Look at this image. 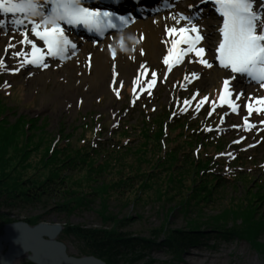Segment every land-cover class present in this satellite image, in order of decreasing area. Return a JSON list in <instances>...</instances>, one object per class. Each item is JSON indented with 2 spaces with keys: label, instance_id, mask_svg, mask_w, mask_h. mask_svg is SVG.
Segmentation results:
<instances>
[{
  "label": "rangeland",
  "instance_id": "rangeland-1",
  "mask_svg": "<svg viewBox=\"0 0 264 264\" xmlns=\"http://www.w3.org/2000/svg\"><path fill=\"white\" fill-rule=\"evenodd\" d=\"M190 3L191 0L178 3L173 19L169 21L156 16L155 20L163 23L159 36L161 50L150 56L145 44L137 46V36L132 39L134 47L125 51L126 43L121 47L118 33H113L107 37L116 35L111 40L83 41L92 44L93 51L81 45L69 58L51 60L47 68L28 64L21 66L19 62L23 58L13 53L31 50L30 45L20 43L26 27L11 29L18 33L12 39L5 37L9 31H0V59L4 61L0 66V99L7 108L4 112L0 110L6 116L0 122V134L3 136L8 130L18 142V149L11 147L7 150L11 160L6 162L3 170L6 182L13 184L31 177L30 186H33L44 183L51 174H60L62 177L65 175L66 186L80 191L92 189L100 195L89 208L84 207L69 216L57 212L54 203L45 207L4 209L2 212L10 211L12 217L18 220L41 215L42 222L64 224L65 229L59 239L66 243L71 255L78 257L94 255L103 259V254H112L109 250L92 248L93 240L70 231L71 227L101 230L103 236H109L108 232H111L114 238H121L122 241L131 239L118 241L114 258L118 264H249L254 258L264 262V194H259L262 196L257 198L254 196L256 192H264L258 184L264 181V111H253L249 115L245 106L250 98L254 100L264 95V87L261 84H242L248 91L241 92L237 99L236 92L241 84L231 83V104L221 101L223 81L229 75L227 70L216 65L219 39L210 35V23H215L217 33L214 35L221 37L220 18L204 17L200 22L203 39L199 47L205 49L203 59L210 66L201 64L200 57L191 53L171 68L164 64L163 58L172 39L165 28L179 22L188 23L181 19V14L186 16ZM262 4L257 1L258 8ZM205 10L207 13L210 11ZM9 44L15 47L8 48ZM112 49L116 51L115 58ZM96 53L110 56L111 78L107 76L105 89L93 91L91 84L98 66L94 60ZM141 65L149 69L147 75ZM12 68L20 70L12 72L9 70ZM153 71L157 74L156 81L155 86H150ZM193 73L197 75L193 77ZM68 84H80L82 91L80 94L70 91L66 89ZM213 89L217 92L219 89L218 94L214 92L212 95ZM64 93L67 94L65 97ZM232 104L238 108L233 110ZM141 110L148 111L142 113ZM144 115L149 121H159L163 133L159 143L157 137L155 143L147 141L138 148L142 151L143 160L150 163L151 171L162 168L159 165L163 152L165 148L167 152L169 146L181 144L182 147H190L192 154H188V159L183 161L186 149L176 153L166 169L159 171L162 176L154 183L146 182L142 186L128 183L127 169H120L119 164L112 165L113 160L104 161L107 157L101 150L108 146L112 136L118 137V133L124 132V127L132 131V126H143ZM245 117L251 127L244 126ZM178 120L185 121V124ZM183 125L186 127H180ZM191 134L200 135V140L196 141L195 135ZM131 135H136V132ZM150 146L153 148L149 149ZM216 146L220 148L216 149ZM48 148H51L50 152ZM123 157L122 163L128 159L127 164H135L134 157ZM236 158L245 160L239 163ZM79 159L84 162L75 164ZM178 161H182L184 166L174 169ZM240 173H247L243 175L247 177L235 179L233 174ZM220 178L225 180L221 179L219 183ZM138 190L142 198L135 203L131 201V204L121 206L124 200L116 199L122 195L140 197ZM173 190L190 197L192 203L189 205L192 207L166 203L164 196H169ZM106 201L105 209L103 203ZM251 208L256 212L255 218L249 217ZM110 213L114 214L116 221L102 219ZM218 214H228L227 230H234L242 237L231 239L228 235L227 238L218 235L215 238V233H212L215 229L206 224L210 220L217 222L212 217ZM254 219L262 222L257 235L251 230ZM190 222L200 224L199 231L208 233L204 241L206 245L185 244L174 237V233L178 235L177 230L189 231ZM169 239L180 245L176 244L172 249L167 247ZM145 241L151 242L153 247H144ZM255 241L262 243V249ZM29 262L25 259L20 264Z\"/></svg>",
  "mask_w": 264,
  "mask_h": 264
},
{
  "label": "snow or ice",
  "instance_id": "snow-or-ice-1",
  "mask_svg": "<svg viewBox=\"0 0 264 264\" xmlns=\"http://www.w3.org/2000/svg\"><path fill=\"white\" fill-rule=\"evenodd\" d=\"M200 2L216 5V11L224 18L221 29L223 42L216 49L218 53L216 59L220 65L230 69L232 73L247 75L259 81L264 87V7L258 8L257 0H200ZM261 3H264V0H261ZM192 7L196 8L197 5ZM0 10L5 14L17 15L18 18L13 21L17 26L25 25L26 22L31 25L30 29L25 28L23 39L20 41L21 44L31 46L30 52L13 53L14 56L23 58L19 62L21 66L33 64L47 67L46 57L63 59L70 49H75L77 45L66 34L65 26L67 25L83 24L90 30L101 34L107 28L117 27L113 22L115 13L104 11L99 7L86 6L85 0H0ZM129 19L126 16L119 17V20L125 24L129 22ZM181 19L187 20L188 23L182 27L167 29L172 39L168 53L163 58L164 64L171 68L191 53L200 57L201 64L210 66L208 61L203 59L205 49L198 46L199 41L203 39L198 25L191 23V17L183 14H181ZM2 24L3 21H0V25ZM29 32L34 34L35 38H39L44 47L39 46L35 38L30 39ZM14 47V44L8 45V48ZM121 47H123L122 39ZM141 52H143L142 49ZM112 56L113 58L116 56L115 49H112ZM3 64L4 61L0 59V66ZM141 69L147 72L144 65H141ZM9 70L17 72L20 69ZM151 75L150 86L155 84L157 74L153 71ZM196 75V73L192 74L193 77ZM240 94L242 93L237 94V99ZM230 96V78H226L223 81L220 99L222 102L231 104V100L226 99ZM254 105H259V107H254ZM232 107L233 110L238 108L234 104ZM246 107L249 115L253 111H264V97H256L254 100L250 98ZM244 126H252L247 117H245Z\"/></svg>",
  "mask_w": 264,
  "mask_h": 264
},
{
  "label": "trees",
  "instance_id": "trees-1",
  "mask_svg": "<svg viewBox=\"0 0 264 264\" xmlns=\"http://www.w3.org/2000/svg\"><path fill=\"white\" fill-rule=\"evenodd\" d=\"M0 107H1L0 110L1 111L3 110V112L6 111L7 109L6 107L4 108L1 99H0ZM144 111H148V110H144ZM144 111L141 110L142 113ZM3 112H0V122H2L4 118L6 119L5 113ZM143 117H145L143 118V121H144L143 126L141 124L138 125V128L137 126H132V129H133L132 131L124 127V132L118 133L117 134L119 135L118 137L112 136V138L108 141V146H104L106 147L105 148L106 150L104 149V147L101 150L102 152L105 153V156L107 157V159H105L104 161L113 160L114 163L112 165L116 166V164L117 165L119 164L120 169H127V174L130 179L128 183L136 184V185L142 184V186L146 182L154 183V181L159 176H162V173L159 171L161 169H166L167 164L173 159L176 153L178 152L180 153L182 152L183 149H186L185 150L186 153L183 152L184 157H185L183 161L188 159V154L190 153L192 154V149L190 147H182L181 144L180 145L176 144L174 147L169 146V150H167L166 152V148H165L163 152V158H162L161 164L159 165V166H162V168L160 170H156L154 168L153 171H151L150 163L148 161L143 160L144 158L142 157V151L139 150L138 148L141 147L147 141L148 142L150 141L149 143H155L154 141L157 139V137H158V143H159V137L162 136L163 133H162L161 124H159V121L157 122V120L154 121L153 119H152L153 122L149 121L147 119V115H144ZM162 118L164 119V117ZM178 121L179 122L181 121V123L185 124V121H182V120H178ZM156 126H157V129H155ZM180 127H186V126L183 125ZM191 130H193V132H197L194 129H191ZM134 132H136V135L130 136V134ZM0 133H1V125H0ZM9 134L11 137H9ZM194 135H195V140L199 141L200 140L199 137L201 136L198 134H191L190 136H194ZM173 143H176V142H173ZM17 145H18V142L16 141L13 134L11 135V133L8 132V130H6L3 136L2 134H0V235H2L4 226L6 223H10V222H14L18 220L12 217V215L10 214V211L2 212V210L4 209L11 210L13 208H28V207L34 208L38 206L45 207V206H48L49 204L54 203L56 204L54 209L57 212L64 213L67 216H69V215L74 214L77 210H81L84 207L89 208L91 204L97 199V197L100 196L96 191H93L92 189L80 191V190H75L72 187L66 186V180H65L66 177L65 175L62 177V175L60 176V174H51L49 178H47L44 181V183L33 185V186H30L31 179H32L31 177L22 179L19 182L15 181L13 184H8L6 182L7 181L6 175L3 173L6 162L11 160L8 157L9 153H7V150H9L11 147H13V150H16L18 149ZM152 148L153 147L150 146L149 149H152ZM219 148L220 146L218 148L216 146V149H219ZM50 149H49V152H50ZM107 150H109L110 152H107ZM54 153H56V151ZM160 153H162V150L160 151ZM123 154L126 155L125 157H129V156L134 157L135 164L134 165L127 164L128 159H125V163H122L121 159L124 156ZM52 156H53V153L51 157ZM191 157L193 158V161H195V156L192 155ZM207 159L211 160L212 158L207 157ZM244 160H245L244 158L238 159L240 163L243 162ZM83 162L84 161L79 159L78 161L75 162V164H82ZM181 162L182 161H178L173 166L174 169L183 167L184 165H182ZM244 174H247V173H240L239 175L235 176V179L243 177ZM246 177L247 176L243 178H246ZM221 179L223 178H220L219 183L221 182ZM260 183L258 184L260 185L259 188L261 190L264 188V181ZM32 184H35V183H32ZM139 192L140 190H138V194ZM172 192L173 193L170 194L169 196H164L166 199V203L175 202L178 207H184V206H187V208L188 206L190 208L192 207L189 205L190 203H192V201L189 200L190 197L188 196L185 197L184 195H181L180 194L181 192L179 191L175 192V190H173ZM259 194L263 195L264 192H260V191L256 192L254 193V196L255 197L262 196ZM188 195L191 196V194H188ZM181 196H184V197H181ZM138 198L141 199L142 196L140 195V197H136V196H125V195L123 196L122 195V196L116 197V199L124 200L121 206H124L126 204H131V201L135 203L138 200ZM177 198L179 200H176ZM107 202L108 201H106V203H103V208L105 209L107 208ZM187 210H190V209H187ZM255 213H256L255 210L251 208L249 217L255 218L254 217ZM228 216H229L228 214H224L223 216H220V214L215 215L212 218L216 219L217 222L210 220V222L206 224L207 227L209 228L211 227L215 229L213 230L214 232L212 231V233H215L213 235L215 236V238H218L219 236L221 238H227L226 235H228V237L231 239H234V237L236 238L242 237L240 236V234H238V232H234V230L233 231L227 230V225H228V220H229L227 218ZM102 219H104L105 221H109V222L117 220L114 214L104 216ZM25 220L29 222L30 224L35 225L43 221V216L41 215H36L32 217L30 216V217H27ZM251 222L253 223V225L251 226V230L254 232V234L256 233L257 235L258 232L261 231L260 228L262 226L261 224L262 222L258 219L257 220L254 219ZM190 226H191L190 230L186 232H181L177 230L178 237L175 235L176 233H174V237H176L182 243H185V244H191V245L192 244L194 245L203 244L208 233L200 232L199 231L201 229L200 224H197L196 222L194 223L190 222ZM70 229H71L70 231L80 233L78 235H80L81 237L93 240L91 242L92 248H96L99 251L109 250L110 253L112 254L111 256L107 254H103V256H101L103 259L108 260L109 264H118V261L114 259L117 253V249H118V241L120 243V242H126V241L131 240V239L126 238L124 241H122L121 238H114V235L111 232H108L109 233V236L107 235L108 237L105 235L103 236L100 234L102 233L101 230H90V229L84 230V228L82 227L81 228L71 227ZM225 229L226 231H222ZM212 233L210 234L212 235ZM244 238H248V236H245ZM171 239L174 241L173 235ZM172 240L170 239L167 240V247H170L172 249L174 245L176 244L180 245V243H177V242L174 243ZM144 243H145L144 247L146 248L153 247L152 243L149 241H145ZM255 243L256 245L260 246L259 247L260 249H262L261 242L258 243L255 241ZM204 244L206 245V243ZM28 264H34V263L29 262Z\"/></svg>",
  "mask_w": 264,
  "mask_h": 264
},
{
  "label": "water",
  "instance_id": "water-1",
  "mask_svg": "<svg viewBox=\"0 0 264 264\" xmlns=\"http://www.w3.org/2000/svg\"><path fill=\"white\" fill-rule=\"evenodd\" d=\"M64 229L62 223H6L0 236V264H20L25 259L34 264H109L94 255H71L59 239Z\"/></svg>",
  "mask_w": 264,
  "mask_h": 264
},
{
  "label": "bare ground",
  "instance_id": "bare-ground-1",
  "mask_svg": "<svg viewBox=\"0 0 264 264\" xmlns=\"http://www.w3.org/2000/svg\"><path fill=\"white\" fill-rule=\"evenodd\" d=\"M149 1H153V0H149ZM153 4L155 5H162L160 3V1H153L152 2ZM198 4V2H195L194 1V4L192 5H196ZM143 8V7H141ZM141 8L138 9V6L134 7L135 10L139 11ZM160 8V7H159ZM154 12V10L152 11ZM174 10H167V11H163V12H160L159 15H160V18L162 20H171L173 19L172 17V14H173ZM152 14V13H151ZM7 15L8 14H5L4 12H2L0 14V21H3V24L0 25V31L2 29H5V28H8L9 27V22H5V19L7 18ZM10 17H13L15 16L14 14L12 13H9ZM210 15H216V12L215 10H212L210 11V13H208L206 16H210ZM153 16V15H151ZM18 18V17H17ZM155 17H150L146 20H141L140 22H138L137 24H134L133 27H130L116 35H118V37L122 40H124V42L126 43V49H130V48H133L135 44H133L132 42V39H129V37H138V47L141 46L142 44H145L146 45V48H147V55L150 56L152 55L153 53H155V51H159L161 50L160 48V44H159V36H160V25L163 24L161 22H157L155 19ZM17 26L13 27L12 29L16 28ZM210 27H211V32H210V35L212 37H214V39L218 38L217 37V34L214 35L215 33H217L216 31V28H215V23H210ZM20 28V27H18ZM31 28V25L29 24L28 25V29ZM141 32V34H139ZM18 33H15V32H10L8 35H6L5 37H8V38H16ZM116 35H112L110 36L109 38H106L105 40L107 39H110L113 37V36H116ZM142 37V38H141ZM29 38L32 39V38H35L34 37V34H32L31 32H29ZM223 38V36H222ZM37 40V43L39 46L41 47H44L43 45V42L39 40V38H35ZM104 40V41H105ZM223 41V40H222ZM210 42V41H209ZM208 42V45L211 46V44ZM81 45H84L82 47H84L85 49H88V50H91L93 48L92 44H89V43H80V45L78 46V48H80ZM46 50V49H45ZM93 51V49H92ZM28 52H30L28 50ZM94 60L95 62L98 63V66H96V73L95 75L93 76L94 78V83L91 84V88L92 90L94 91V89H105V84H106V79H107V76L109 75L110 76V71H111V63H110V56H105L103 57V55H98L96 53V55H94ZM120 56H118L119 58ZM117 58V59H118ZM119 63L117 62V65ZM30 65V64H28ZM117 68V66H116ZM70 78H72V75L71 74H68ZM229 76H227L228 78H230V85L231 83H235V82H238V84H241V86L238 88V91L236 92V94L238 93H241V92H247L248 89L247 87H242V84L245 82L244 80V77L242 74H237L236 76H233L231 75L230 73H228ZM111 78V76H110ZM110 80V79H109ZM68 90L70 91H76L80 94V92L82 91V86L80 84H68ZM253 89H251L252 91ZM86 91V90H85ZM233 93V92H231ZM234 94V96L236 95ZM65 95H67L66 93L63 94V97H65ZM233 97V94H231L230 97H228L229 100H231ZM264 97V96H262ZM217 264V263H216ZM249 264H264V262L260 259V258H254L251 260V262Z\"/></svg>",
  "mask_w": 264,
  "mask_h": 264
},
{
  "label": "clouds",
  "instance_id": "clouds-1",
  "mask_svg": "<svg viewBox=\"0 0 264 264\" xmlns=\"http://www.w3.org/2000/svg\"><path fill=\"white\" fill-rule=\"evenodd\" d=\"M129 39H134V37H131V36H130ZM124 50L127 51V49H124Z\"/></svg>",
  "mask_w": 264,
  "mask_h": 264
}]
</instances>
